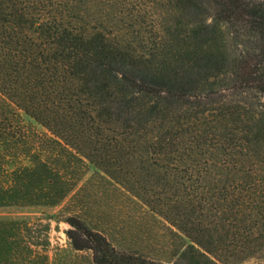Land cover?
<instances>
[{"label":"trees","instance_id":"16d2710c","mask_svg":"<svg viewBox=\"0 0 264 264\" xmlns=\"http://www.w3.org/2000/svg\"><path fill=\"white\" fill-rule=\"evenodd\" d=\"M46 152L111 178L140 153L172 175L184 195L153 204L190 242L172 264L263 251L264 0H0V207L70 193ZM66 222L92 264H164ZM17 229L0 221V264Z\"/></svg>","mask_w":264,"mask_h":264},{"label":"rangeland","instance_id":"374dc122","mask_svg":"<svg viewBox=\"0 0 264 264\" xmlns=\"http://www.w3.org/2000/svg\"><path fill=\"white\" fill-rule=\"evenodd\" d=\"M19 125L30 136L46 134L26 118L21 117ZM59 154L46 152L45 156L48 164L60 170L68 184L73 185L59 204L0 207V221L14 223L18 228L14 233L20 238L21 247L13 264H92L91 251L75 250L68 239V218H76L103 235L119 252L164 264L177 261L190 242L153 206L155 199L176 200L184 195L174 188L172 175L169 184L161 169L140 153L124 162L127 171L112 178L85 160L82 164ZM25 246L29 251L24 250ZM237 264H264V250Z\"/></svg>","mask_w":264,"mask_h":264}]
</instances>
